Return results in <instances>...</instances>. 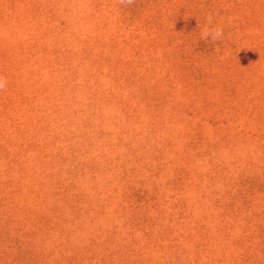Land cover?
I'll return each mask as SVG.
<instances>
[{
  "label": "rangeland",
  "instance_id": "obj_1",
  "mask_svg": "<svg viewBox=\"0 0 264 264\" xmlns=\"http://www.w3.org/2000/svg\"><path fill=\"white\" fill-rule=\"evenodd\" d=\"M0 77V264H264V0H0Z\"/></svg>",
  "mask_w": 264,
  "mask_h": 264
},
{
  "label": "clouds",
  "instance_id": "obj_2",
  "mask_svg": "<svg viewBox=\"0 0 264 264\" xmlns=\"http://www.w3.org/2000/svg\"><path fill=\"white\" fill-rule=\"evenodd\" d=\"M128 2L131 3L132 0H128ZM210 23L211 20L209 19V24ZM209 35H211L213 39H218L222 37L223 29L221 27H216L210 30L208 27H205L201 33V39H207ZM4 86H5V80L3 77H0V89H2Z\"/></svg>",
  "mask_w": 264,
  "mask_h": 264
}]
</instances>
